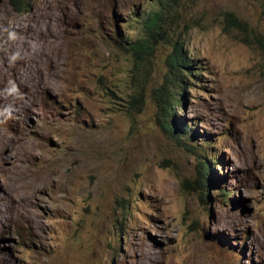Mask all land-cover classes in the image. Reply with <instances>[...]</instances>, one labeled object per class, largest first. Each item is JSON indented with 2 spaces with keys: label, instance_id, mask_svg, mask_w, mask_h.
<instances>
[{
  "label": "rangeland",
  "instance_id": "374dc122",
  "mask_svg": "<svg viewBox=\"0 0 264 264\" xmlns=\"http://www.w3.org/2000/svg\"><path fill=\"white\" fill-rule=\"evenodd\" d=\"M154 3L0 0V40L40 29L34 62L52 60L0 98V264H264V0H182L139 68L127 43ZM166 33L193 61L175 106L186 144L152 94Z\"/></svg>",
  "mask_w": 264,
  "mask_h": 264
},
{
  "label": "trees",
  "instance_id": "16d2710c",
  "mask_svg": "<svg viewBox=\"0 0 264 264\" xmlns=\"http://www.w3.org/2000/svg\"><path fill=\"white\" fill-rule=\"evenodd\" d=\"M181 3L182 0H156L155 8L141 18L140 24L145 37L127 43L128 50L132 53V58L137 64L136 67L142 68V66L146 67L151 64V57L154 56L155 51L154 42L151 41L155 40L156 36L165 34L168 27L176 23ZM13 4L16 8H23V0H13ZM227 16L237 25L238 20L234 15L227 14ZM170 34L172 33H166L163 37L164 45L170 47V52L164 57L166 71L162 82L153 89L152 94L162 119V128L172 137H177V142L186 144V140L197 136V132L192 131V129L187 130L188 127L175 115V106L185 98L179 92L182 89L184 78L193 74L190 67L193 61L183 50V43H180L179 39L173 40V34L171 36ZM189 132L191 137L187 138ZM210 164L211 162L209 163L206 159L199 162L200 169L195 180V185L201 190L203 202L209 200L208 187L211 185L213 175H215V170ZM222 196H227V194L222 193Z\"/></svg>",
  "mask_w": 264,
  "mask_h": 264
},
{
  "label": "bare ground",
  "instance_id": "6f19581e",
  "mask_svg": "<svg viewBox=\"0 0 264 264\" xmlns=\"http://www.w3.org/2000/svg\"><path fill=\"white\" fill-rule=\"evenodd\" d=\"M38 12V11H37ZM44 13V11H42ZM41 13V12H40ZM49 13V12H48ZM35 13L33 12V15ZM42 14V13H41ZM45 14V13H44ZM43 14V15H44ZM47 14V13H46ZM50 14V13H49ZM53 15L55 14L52 13ZM37 15V14H36ZM48 16V14L46 15V17ZM58 16V14H57ZM34 17V16H33ZM40 17V16H39ZM45 17V16H44ZM39 19V18H38ZM47 19H50V16H48ZM36 20H37V17H36ZM48 21V20H47ZM54 21V20H53ZM36 22V21H35ZM39 22V21H37ZM43 22V21H42ZM50 22V21H49ZM31 23V22H30ZM47 23V22H46ZM29 24V22H28ZM36 25V24H35ZM44 25V24H43ZM47 25V24H46ZM50 25V24H49ZM25 26V25H24ZM38 26V25H36ZM40 26V25H39ZM38 26V27H39ZM54 26V23L53 25H50L51 28L47 29L49 32L51 33H57L55 27ZM56 26V24H55ZM44 27V26H43ZM57 27V26H56ZM36 28V27H34ZM58 28V27H57ZM38 29V28H37ZM44 30H46L44 28ZM19 32L17 33L16 30L15 32L16 33H13V37L9 38V40L7 41H1V44H0V56L3 57V55H7L5 58L3 59H0L1 62H0V98H3L8 95H11V99L14 97L13 95L16 94V93H13V94H10L11 90L15 87V88H20L22 90L26 89V85L30 80H33V77L34 76H39L41 78V80L43 79L44 75L48 74L49 71H50V66L52 65V60H48L47 61V67L45 66L46 64L41 63V66H39L36 61L34 62V60L36 59L37 55V51L38 50H42V49H45V47H43L45 44H42L40 43V45L37 47V48H33V46H30L32 43H31V40L33 38L36 39L37 36H39L40 34V29H38V32L36 33H30V34H36L34 36H26V37H21V34L23 33H27L28 29H20L18 30ZM37 31V30H36ZM34 32V31H33ZM45 33V31L43 32ZM42 33V34H43ZM47 33V32H46ZM10 34V33H9ZM50 35V34H49ZM6 37H8L7 35H5ZM42 36V35H41ZM38 38V37H37ZM49 38V37H48ZM42 39V37H41ZM47 39V38H46ZM44 41V39L42 40ZM46 41V40H45ZM37 42V40H36ZM39 42V41H38ZM37 42V43H38ZM52 42V41H51ZM19 43L20 44H23L25 46V48H21V46L19 47ZM34 44V43H33ZM61 44V43H60ZM64 45V44H63ZM48 46V45H47ZM54 46V45H53ZM52 46V47H53ZM51 47V48H52ZM63 47V46H62ZM50 48V49H51ZM49 49V48H48ZM47 49V50H48ZM55 49V48H54ZM46 50V49H45ZM46 50V51H47ZM49 51V50H48ZM38 54V53H37ZM44 54V52H43ZM36 55V56H35ZM40 55V54H39ZM47 55H45L44 57H46ZM39 58V56H38ZM43 58V57H42ZM47 58V57H46ZM38 60V59H36ZM43 60V59H41ZM47 60V59H46ZM45 60V61H46ZM40 63V61L38 62ZM45 64V65H44ZM44 65V66H43ZM55 66V65H54ZM56 67V66H55ZM53 68V67H52ZM57 74V73H56ZM55 74V75H56ZM7 75H10L12 77H16L15 78H12L9 80H6V76ZM47 76V75H46ZM9 77V76H7ZM32 78V79H31ZM40 80V81H41ZM39 81V80H38ZM29 85H32V84H29ZM17 86V87H16ZM28 86V85H27ZM38 86V85H37ZM30 87V86H29ZM36 87V85H35ZM19 92V91H18ZM22 93V92H21ZM18 94V93H17ZM20 97V96H19ZM8 99V98H7ZM6 99V100H7ZM10 99V100H11ZM15 99V98H14ZM8 100V101H10ZM2 133V132H0ZM6 133V132H4ZM6 134H4L5 136ZM7 136V135H6ZM9 138V137H8ZM1 139V138H0ZM3 141V139H1ZM11 141V140H10ZM9 141V142H10ZM1 142V141H0ZM5 143V142H4ZM2 144V143H0Z\"/></svg>",
  "mask_w": 264,
  "mask_h": 264
},
{
  "label": "clouds",
  "instance_id": "9594fccd",
  "mask_svg": "<svg viewBox=\"0 0 264 264\" xmlns=\"http://www.w3.org/2000/svg\"><path fill=\"white\" fill-rule=\"evenodd\" d=\"M13 93H18V89L14 87V88L11 90L10 94H13Z\"/></svg>",
  "mask_w": 264,
  "mask_h": 264
}]
</instances>
